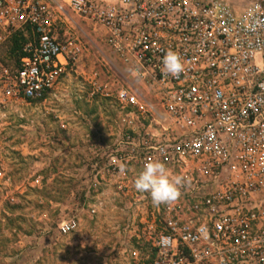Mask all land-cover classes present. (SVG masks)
Returning <instances> with one entry per match:
<instances>
[{
	"label": "built area",
	"instance_id": "obj_1",
	"mask_svg": "<svg viewBox=\"0 0 264 264\" xmlns=\"http://www.w3.org/2000/svg\"><path fill=\"white\" fill-rule=\"evenodd\" d=\"M72 16L127 71L95 89L123 116L106 168L114 192L127 195L149 159L185 178L176 202L135 207L125 264H264V0H0V115L44 100L76 64ZM12 38L22 55L9 60ZM169 49L177 78L162 71Z\"/></svg>",
	"mask_w": 264,
	"mask_h": 264
},
{
	"label": "rangeland",
	"instance_id": "obj_2",
	"mask_svg": "<svg viewBox=\"0 0 264 264\" xmlns=\"http://www.w3.org/2000/svg\"><path fill=\"white\" fill-rule=\"evenodd\" d=\"M72 18L82 48L76 64L44 100L0 115V264H125L121 250L138 225L130 216L136 206L155 208L134 188L138 170L127 195L114 192L106 168L123 116L95 89L127 71L98 31ZM9 48L2 55L12 60ZM134 195L146 200L133 203ZM71 218L75 230L60 236L58 225Z\"/></svg>",
	"mask_w": 264,
	"mask_h": 264
},
{
	"label": "clouds",
	"instance_id": "obj_3",
	"mask_svg": "<svg viewBox=\"0 0 264 264\" xmlns=\"http://www.w3.org/2000/svg\"><path fill=\"white\" fill-rule=\"evenodd\" d=\"M162 71L173 78L179 77L184 71V63L180 54L171 49L162 58ZM119 172L126 174L128 165L120 162ZM185 178L173 175L167 165L159 159H149L134 180V188L138 192L148 193L155 206L176 202L182 195Z\"/></svg>",
	"mask_w": 264,
	"mask_h": 264
},
{
	"label": "trees",
	"instance_id": "obj_4",
	"mask_svg": "<svg viewBox=\"0 0 264 264\" xmlns=\"http://www.w3.org/2000/svg\"><path fill=\"white\" fill-rule=\"evenodd\" d=\"M9 52L10 54L12 55L13 58H17L19 56H21L22 54L19 52V46H18V43H17V38H12L11 39V42H10V46H9ZM40 101V100H38ZM36 101V102H38Z\"/></svg>",
	"mask_w": 264,
	"mask_h": 264
}]
</instances>
